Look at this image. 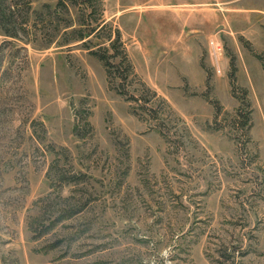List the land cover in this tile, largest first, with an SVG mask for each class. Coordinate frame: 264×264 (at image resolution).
<instances>
[{
    "label": "rangeland",
    "instance_id": "374dc122",
    "mask_svg": "<svg viewBox=\"0 0 264 264\" xmlns=\"http://www.w3.org/2000/svg\"><path fill=\"white\" fill-rule=\"evenodd\" d=\"M170 1L0 0V264H264V0Z\"/></svg>",
    "mask_w": 264,
    "mask_h": 264
},
{
    "label": "built area",
    "instance_id": "2783aa9c",
    "mask_svg": "<svg viewBox=\"0 0 264 264\" xmlns=\"http://www.w3.org/2000/svg\"><path fill=\"white\" fill-rule=\"evenodd\" d=\"M208 43H209L210 56L214 60L217 71L221 73L222 70H221L220 61L223 55V45L221 41L216 37L210 38Z\"/></svg>",
    "mask_w": 264,
    "mask_h": 264
},
{
    "label": "crops",
    "instance_id": "0c3cea01",
    "mask_svg": "<svg viewBox=\"0 0 264 264\" xmlns=\"http://www.w3.org/2000/svg\"><path fill=\"white\" fill-rule=\"evenodd\" d=\"M179 3H192V2H196L197 0H179ZM170 5L172 4V2L170 0H160V5Z\"/></svg>",
    "mask_w": 264,
    "mask_h": 264
},
{
    "label": "trees",
    "instance_id": "16d2710c",
    "mask_svg": "<svg viewBox=\"0 0 264 264\" xmlns=\"http://www.w3.org/2000/svg\"><path fill=\"white\" fill-rule=\"evenodd\" d=\"M106 62H107V65L110 66V62H109V59L106 57Z\"/></svg>",
    "mask_w": 264,
    "mask_h": 264
}]
</instances>
